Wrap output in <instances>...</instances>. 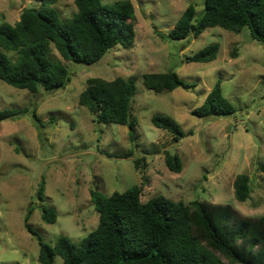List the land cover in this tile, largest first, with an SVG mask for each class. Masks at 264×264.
I'll list each match as a JSON object with an SVG mask.
<instances>
[{
	"label": "rangeland",
	"instance_id": "rangeland-1",
	"mask_svg": "<svg viewBox=\"0 0 264 264\" xmlns=\"http://www.w3.org/2000/svg\"><path fill=\"white\" fill-rule=\"evenodd\" d=\"M118 1L124 0H102ZM130 1L137 18L131 48L117 46L92 66L67 62L53 50L71 73L64 89L33 94L0 80V111L23 113L0 123V264H40L38 239L24 222L31 207L28 223L50 245L60 236L78 244L96 230L99 213L92 191L111 196L137 185L143 203L163 195L185 204L208 201L231 206L242 217L264 215V173L259 169L264 164V43L253 40L248 28L236 34L219 27L198 38L172 40L168 35L190 4L195 5L196 18L201 17L202 0ZM41 3L0 0V23L15 24L24 9L39 8ZM55 6L63 20L77 13L74 0H57ZM211 44L220 46L215 61L185 62V57ZM168 71H175L191 87L160 94L145 88V74ZM119 77L136 82L132 115L138 125L133 138L127 126L99 124L79 104L89 78ZM217 80L236 115H193ZM156 114L176 120L187 136L175 143L171 133L153 125ZM166 152L181 159L179 174L167 168ZM136 159H143L137 167ZM242 174L250 179L246 202L235 197L234 182ZM45 208L56 211L55 224L42 220ZM54 264H62L61 258Z\"/></svg>",
	"mask_w": 264,
	"mask_h": 264
},
{
	"label": "trees",
	"instance_id": "trees-1",
	"mask_svg": "<svg viewBox=\"0 0 264 264\" xmlns=\"http://www.w3.org/2000/svg\"><path fill=\"white\" fill-rule=\"evenodd\" d=\"M202 1L201 17L196 18L195 5L190 4L170 31V39L198 38L215 27L236 34L248 28L253 40L264 43V0ZM56 3L57 0H42L39 8L27 9L15 24L0 23V80L33 94L53 93L71 81L69 69L55 57L53 50L67 62L92 66L111 49L134 45L137 18L130 0L113 4L74 0L77 13L68 20L61 18ZM219 50V44H211L184 60L210 63L217 59ZM143 83L156 94L191 87L175 71L145 74ZM135 96L133 78L119 77L113 81L89 78L79 104L99 124L127 126L133 138L138 125L132 115ZM236 113L237 109L223 93L221 80H217L203 104L192 111L200 118ZM21 114L19 110L0 111V123L15 120ZM34 118L38 120L35 113ZM152 123L171 133L175 143L187 136L170 116L156 114ZM141 161L134 160L135 167ZM165 164L173 173L182 170L181 159L169 152ZM259 169L264 173V164ZM234 189L236 199L246 202L251 193L249 177L239 175ZM44 191L42 184L39 198H43ZM91 196L99 213V225L78 244L66 236H60L55 245L45 242L28 223L34 211L33 207L29 209L24 222L26 230L38 239L40 264H54L57 257L62 264H264V215L242 217L231 206L208 201L185 204L163 195L143 203L142 189L137 185L111 196L98 191H92ZM42 220L55 224L56 211L45 208Z\"/></svg>",
	"mask_w": 264,
	"mask_h": 264
},
{
	"label": "water",
	"instance_id": "water-1",
	"mask_svg": "<svg viewBox=\"0 0 264 264\" xmlns=\"http://www.w3.org/2000/svg\"><path fill=\"white\" fill-rule=\"evenodd\" d=\"M27 9H24V11H26Z\"/></svg>",
	"mask_w": 264,
	"mask_h": 264
}]
</instances>
